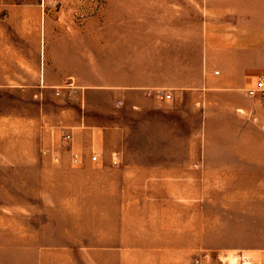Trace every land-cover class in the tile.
<instances>
[{
    "label": "rangeland",
    "instance_id": "obj_1",
    "mask_svg": "<svg viewBox=\"0 0 264 264\" xmlns=\"http://www.w3.org/2000/svg\"><path fill=\"white\" fill-rule=\"evenodd\" d=\"M212 1L226 0H0V264H264V101L187 88L178 106L100 86L130 55L209 87L194 34ZM87 112L109 129L103 150L74 146L73 130L103 125ZM168 143L195 182L177 177L166 200L120 179L124 160Z\"/></svg>",
    "mask_w": 264,
    "mask_h": 264
},
{
    "label": "crops",
    "instance_id": "obj_2",
    "mask_svg": "<svg viewBox=\"0 0 264 264\" xmlns=\"http://www.w3.org/2000/svg\"><path fill=\"white\" fill-rule=\"evenodd\" d=\"M209 13L208 27L203 33L194 34V40L200 42L197 45V55L200 58L203 54L207 57L204 65L198 66L196 71L206 74V78L209 79V87L202 86L201 77L192 81L191 79L186 80L185 77H171L169 70L143 72V70L138 69V61L135 60V56L130 55H127L128 59L122 63L126 68H117V76L111 79L113 84L100 86L113 89L115 94L121 91L120 94L123 97L132 93L138 94L141 89L156 90L154 95L157 98L171 99L173 97L174 103L179 104L178 106L182 104L187 88L199 90L200 99L205 98L203 96L207 94V88L210 90L226 88L228 91H240L241 93L244 90L246 95L250 97L247 94V88L255 85L259 76L264 74V0H226L225 6L221 7L218 6L217 1H212ZM223 17H226L225 21L222 20ZM181 37H183L182 40L187 39L184 32ZM163 88H173L175 91L174 93L168 92L171 93V96L167 97L168 93L161 91ZM153 91L147 92L152 94ZM250 98L262 99L260 96ZM262 101L264 100L262 99ZM209 102L214 103L212 100ZM157 103L158 106L164 105L161 104L160 100ZM100 120L97 117L92 118L91 114L87 112L88 122L96 123ZM102 120L103 123L101 124L103 125H88L89 127L86 129L73 130L74 146L78 149H85V151L95 147L105 149L104 137L109 129L105 125L104 119ZM113 120L117 122V110L114 112ZM115 124L114 130L117 133V123ZM159 148L152 147L149 149V152L161 153L160 156L151 160L130 162L124 160L120 179L123 178L129 184H140V181L147 182L148 185L155 188V192L160 194L162 199L168 200L171 185L181 183L176 179L177 177L193 178L195 182L198 174L191 169L189 159L184 160V165L179 160H175L173 154L176 150L173 145L168 143ZM112 149L117 151V145ZM177 149H180L179 146ZM194 151L192 150L193 154ZM248 152L250 153L251 150L249 149ZM257 153V159L253 160L264 167V147L260 146ZM89 162L90 159L86 157L85 163L88 164ZM121 181L119 180L117 184ZM182 183H186V181ZM129 199L141 200L142 194L139 191L130 192Z\"/></svg>",
    "mask_w": 264,
    "mask_h": 264
},
{
    "label": "built area",
    "instance_id": "obj_3",
    "mask_svg": "<svg viewBox=\"0 0 264 264\" xmlns=\"http://www.w3.org/2000/svg\"><path fill=\"white\" fill-rule=\"evenodd\" d=\"M247 94L250 96V97H256V96H260L263 100H264V74H261L259 76V78L257 79L256 81V84L253 85V86H250L247 88ZM171 96V93H168L167 94V97H170ZM65 138L66 139H71L72 138V134L71 133H65L64 134ZM99 155L98 154H94L92 156V158L94 160L98 159ZM112 158H113V162L115 164L119 163L120 161V156H119V153L117 151H114L113 154H112ZM73 159L75 161H79L80 160V157H79V154L78 153H75L73 155ZM244 264H250V258L249 257H244Z\"/></svg>",
    "mask_w": 264,
    "mask_h": 264
}]
</instances>
